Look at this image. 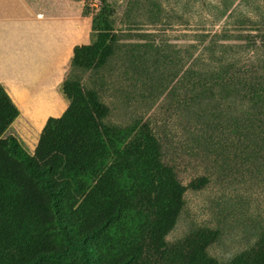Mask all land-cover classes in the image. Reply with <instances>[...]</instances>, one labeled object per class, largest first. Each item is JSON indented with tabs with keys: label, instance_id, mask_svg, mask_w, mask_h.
Returning a JSON list of instances; mask_svg holds the SVG:
<instances>
[{
	"label": "trees",
	"instance_id": "1",
	"mask_svg": "<svg viewBox=\"0 0 264 264\" xmlns=\"http://www.w3.org/2000/svg\"><path fill=\"white\" fill-rule=\"evenodd\" d=\"M108 11L113 12L105 6L99 13L103 26L94 18L97 39L76 48L73 65L89 50L103 57L99 68L111 59L118 38ZM204 50L211 54L208 59L188 51L189 65L174 79L166 100L185 94L186 104L177 107L184 127L199 137L206 153L217 156L220 170L231 152V164L264 171V51L255 40L220 44L215 36ZM62 90L69 107L62 117L48 120L31 156L14 135L7 136L20 111L0 83V264H49L76 251L83 255L81 264H97L86 246L91 240L111 258L104 264L119 262L121 254L147 264H220L207 251L218 231L201 230L183 250L167 242L186 206L187 190L203 189L209 178L185 186L165 160L150 123L131 131L109 126L104 123L109 108L99 95L68 80ZM140 181L153 187L164 182L168 194L161 206L138 200ZM231 264H264V236Z\"/></svg>",
	"mask_w": 264,
	"mask_h": 264
},
{
	"label": "rangeland",
	"instance_id": "2",
	"mask_svg": "<svg viewBox=\"0 0 264 264\" xmlns=\"http://www.w3.org/2000/svg\"><path fill=\"white\" fill-rule=\"evenodd\" d=\"M75 3L78 16L92 21L95 17L99 19L102 8L108 6L113 12H107V22L118 43L112 46L113 55L103 67L97 66L103 57L96 51L82 53L80 63L75 65L73 58L65 81L99 95L109 108L104 119L109 126L131 131L150 123L164 145L165 160L176 167L185 186L201 177L209 178L203 189L187 190L186 206L167 242L183 250L201 230L213 229L218 231V238L207 249L208 255L220 264H231L264 236V171L252 164L240 168L233 161L231 164V152L227 155L226 169L220 170L215 164L217 156L206 153L197 144L199 137L184 127L177 107L186 104L185 94L173 102L166 100V96L174 79L180 78L189 65L188 51L195 57H210L204 48L211 36L220 44L255 40L259 50L264 51V0H75ZM102 21L100 18L99 26L104 25ZM96 39L92 30V42ZM20 124L12 125L7 136L14 135L33 156L44 129L35 135ZM149 183L145 186V181L139 182L141 190L137 198L150 207L153 204L159 207L168 194L164 182L163 186L156 182L155 187ZM130 231L131 228L129 234ZM125 234L129 235L127 230ZM57 243L63 247L65 239L60 237ZM97 244L91 240L86 246L91 259L104 264L111 258L105 251L102 255ZM97 255L105 258L97 259ZM82 256L76 251L49 264H81ZM117 258L121 259L115 264H147L144 260L128 259L127 254Z\"/></svg>",
	"mask_w": 264,
	"mask_h": 264
},
{
	"label": "crops",
	"instance_id": "3",
	"mask_svg": "<svg viewBox=\"0 0 264 264\" xmlns=\"http://www.w3.org/2000/svg\"><path fill=\"white\" fill-rule=\"evenodd\" d=\"M76 8L75 0H0V83L20 111L13 126L36 135L68 109L65 75L76 48L92 43L93 21Z\"/></svg>",
	"mask_w": 264,
	"mask_h": 264
}]
</instances>
